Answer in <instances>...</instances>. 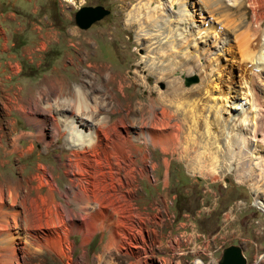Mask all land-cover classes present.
I'll use <instances>...</instances> for the list:
<instances>
[{"label": "rangeland", "instance_id": "rangeland-1", "mask_svg": "<svg viewBox=\"0 0 264 264\" xmlns=\"http://www.w3.org/2000/svg\"><path fill=\"white\" fill-rule=\"evenodd\" d=\"M127 1L132 2L128 7ZM193 2L198 4L202 0ZM135 4V0H0V183L4 186L40 173L38 164L41 163L52 172L60 190L68 187L66 167L61 164L66 160L68 149L62 145V133L56 139L52 136V119L47 114V110L48 113L53 111L46 106L55 99L53 82L66 86L80 83L92 93L105 96L104 88L98 82L108 71L111 72L115 76L109 84L112 102L120 107L112 114L113 119L121 116L129 119L142 114L146 118L158 93L170 94L175 89L186 91L185 88L199 85L205 72L216 76V87L222 92L220 99L217 98V90L211 91L216 92L215 96H206L208 103L218 106L215 110L217 116L227 115L221 103L227 100L230 104L232 98L226 99V94L230 96L236 92L239 95L245 91L242 68L247 61L240 54L243 47L236 39L245 30L239 21L243 10L239 13L228 6L221 7V10L218 7L217 13L204 10L205 15H200L196 12L194 30L198 32L206 25L210 28L208 44L199 42L191 47L196 53L201 52L202 60L199 61L195 55L192 60L203 62L204 71L178 74L175 68H182L187 57L183 54L185 44L182 42L177 47L181 51L171 52L174 57L170 56L160 79L142 63V56L146 53L137 41L136 24L126 25L127 11ZM154 4L150 3L151 6ZM188 4L194 11L192 3ZM94 5L108 9V14L85 29L75 25L74 11L81 6ZM224 13L231 14L235 29L230 28L232 23L226 21ZM258 52L264 53V48ZM122 77L127 78V85L121 93L117 91L116 82ZM263 80L256 78L255 86L260 90L258 100L264 102ZM38 84H43V87ZM239 96L241 99L237 101H243L244 95ZM60 98L62 101L63 97ZM33 102L39 104L33 105ZM158 106L156 103L155 107ZM36 114L45 118L42 125L45 140L37 138V126L29 120ZM196 125L184 129L191 130L195 136L192 135L193 140L187 143L191 146H186V150L189 149L187 156L184 152L185 155L163 153L159 147L148 144V163L157 165L151 171V180L136 178L129 195L132 206L116 209L119 211V219L115 223L118 229L116 225L114 227L118 233L113 242L117 240L118 243L104 249L109 234L108 228L103 227L107 221L104 219L102 225L97 223L86 243H81L80 231L69 235L73 245L70 260L54 251L44 253L35 245V250L40 249V255L27 264H73L79 259L84 264H96L97 256L100 259L98 264H198L196 261L217 264L221 249L228 244H237L241 248L245 264H255V253L264 252V210L257 205V201L264 199V123L256 130L261 142L252 146L260 154L258 160H252L251 153L246 151L250 143L242 148L238 139L228 138L224 142L223 137H219L224 129L220 130L217 124L209 129L202 121ZM19 132L23 133L18 140L20 150L10 149V138ZM214 136L219 138L216 142H212ZM50 139L53 142L46 145ZM217 142L220 143V151L214 147ZM208 143L211 147L207 146ZM28 146L31 151L25 152ZM164 159L168 160L167 168ZM221 167L230 169L223 174L217 173ZM55 198L63 201L58 193ZM89 219L86 217L85 223L92 227ZM260 264H264V254Z\"/></svg>", "mask_w": 264, "mask_h": 264}, {"label": "bare ground", "instance_id": "bare-ground-1", "mask_svg": "<svg viewBox=\"0 0 264 264\" xmlns=\"http://www.w3.org/2000/svg\"><path fill=\"white\" fill-rule=\"evenodd\" d=\"M135 1L137 4L127 11L126 25L136 24L137 41L146 53L142 56V63L160 79L170 56L173 55L171 52L181 51L177 47L182 42L185 44L184 52H182L187 57L185 58L186 62L184 61L186 65L184 64L182 68H175L178 74L188 75L191 72L204 71L205 64L203 62L198 63L192 60L194 55L199 57V61L202 60L201 52L196 53L191 50V47L199 42L207 43L210 28L206 25L198 32L194 30L195 24L193 23L196 12L200 15H205L204 10V12L217 13L218 7L221 10V7L223 9L228 6L234 7V11L239 13L243 10L238 17L245 26V30L240 33L238 38L235 37L243 47L242 52V48L240 49V54H243L244 60L247 61L242 68V78L246 83L244 86L246 88L239 94L244 95L243 101H237L241 97L236 92L230 96L225 93L226 99L232 98L230 104H227V100L221 103L223 104L221 108L225 107L223 109L227 111V115L223 117L218 114L217 116L215 110L218 106L208 103L206 96L210 94L215 96L216 92L212 93L211 91L217 90L216 95L220 99L222 92L216 87V76L211 72H205L201 83L189 87V89L184 87L186 91L175 89L176 92L172 91L170 94L168 92L158 93V98H154L152 110L149 111L150 114L146 118L142 114V116L129 119L123 116L113 119L112 114L120 107L115 106L112 102L113 93L110 91L109 84L114 81L115 76L111 72L108 71L105 77L98 82L99 86L104 88L105 96L92 93L80 83L66 86L58 85L59 82H53L55 99L46 104L53 111L48 113L47 110V114L52 119V136L56 139L62 133L61 135L64 137L62 145L68 149L66 160L61 163L66 167L68 187L65 190H60L52 172L48 171L41 163L38 164L40 173L20 178L16 183L8 182L6 186L4 183H0V264H27V261L40 255V249L44 253L54 251L58 256L65 255L69 258L73 247L69 235L80 231L82 234L81 243H86L91 233L95 231L97 223L100 222L102 225L104 219L107 221L104 222L105 224L103 223V227L106 226L109 232L104 249H108L113 243H118L117 240L113 242V237L118 233V230H115L118 225L115 223L118 222L119 211L117 212L116 209L132 206L129 195L135 185L136 178L146 177L151 180V171L157 165L148 163L150 159L148 144L154 148L159 147L163 153L179 152V154L185 153L186 155H184L187 156L189 149L186 150V148L190 146H187V143L195 136L191 134V130L185 131L184 129L186 127L191 129V126L198 124V121H202V124L205 123L206 129L215 124L220 127V130L227 129V131L223 130L224 134L222 131L219 136L223 137L224 142H227L228 138L238 139L242 148L250 143L248 149L245 148L247 153H251L250 158L252 160L260 159L259 152L252 146L258 144V141L261 142V139L257 138L256 130L261 123H264V120L261 119L264 117V104H262L264 102L258 100L260 90L255 86L256 78L264 79V53L258 52L264 48V41H262L264 0H202L203 3L198 4L193 0ZM151 2L155 4L151 6ZM188 3H192L194 11H191ZM130 4H132L131 1L126 2L127 7ZM247 9L251 13H248ZM229 14L222 15L227 22L232 23L230 28L235 29V22ZM232 16L234 17V15ZM11 67L13 68V66ZM126 85L127 78H120L116 82L117 91L122 93ZM38 86L41 88L43 84H38ZM172 95L175 96L171 97ZM61 96L63 97L62 101L59 100ZM190 96V99H186ZM156 103L159 105L158 107H155ZM37 104L39 103L33 102V105ZM226 104L228 108H226ZM172 107L175 109L173 110ZM242 109L244 110L242 111ZM39 110L40 108L38 112ZM29 120L37 126V138L44 139L45 133L42 125H44L45 118L36 114ZM205 131L207 132V130ZM21 134L23 133L19 132L10 138L8 145L10 149L19 148L18 140ZM215 137L213 138L215 139ZM52 139L46 142V145L53 142ZM218 139L212 141L208 138L212 142H216ZM140 144H143V147ZM208 144L207 146H210V143ZM219 144L217 142L214 147L220 151ZM29 150L31 151L30 146L25 152ZM207 150L204 151L207 152ZM201 151L203 153V150ZM163 163L167 168L168 160L164 159ZM189 164L191 163L189 162ZM229 169L230 167H221L216 172L223 174ZM32 193L34 195H31ZM56 193L63 201L55 198ZM257 205L264 210V199L257 201ZM86 217L91 219L92 227L90 225L88 227V224L85 223ZM100 229L103 228L100 227ZM22 238H25V241H22ZM35 245L40 249L35 250ZM99 260V256H97L96 264ZM196 263L202 264L201 261H196ZM73 264H84V262L79 259Z\"/></svg>", "mask_w": 264, "mask_h": 264}, {"label": "water", "instance_id": "water-1", "mask_svg": "<svg viewBox=\"0 0 264 264\" xmlns=\"http://www.w3.org/2000/svg\"><path fill=\"white\" fill-rule=\"evenodd\" d=\"M108 9L101 5L81 6L73 13V22L81 29L107 15ZM241 248L237 244H228L221 249L217 264H245Z\"/></svg>", "mask_w": 264, "mask_h": 264}, {"label": "built area", "instance_id": "built-area-1", "mask_svg": "<svg viewBox=\"0 0 264 264\" xmlns=\"http://www.w3.org/2000/svg\"><path fill=\"white\" fill-rule=\"evenodd\" d=\"M242 254H243V251H242ZM262 256H263V252H261L258 255L255 253V264H260V259L262 258ZM197 260H199V259H197Z\"/></svg>", "mask_w": 264, "mask_h": 264}]
</instances>
